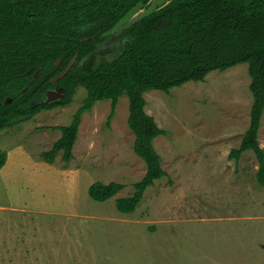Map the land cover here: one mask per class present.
Instances as JSON below:
<instances>
[{
    "label": "rangeland",
    "instance_id": "rangeland-1",
    "mask_svg": "<svg viewBox=\"0 0 264 264\" xmlns=\"http://www.w3.org/2000/svg\"><path fill=\"white\" fill-rule=\"evenodd\" d=\"M168 1L130 11L81 67L117 57L131 41L123 30ZM250 83L241 63L169 92L145 93L146 111L168 131L154 140L168 175L130 214L118 210L116 199L133 194L147 166L134 152L126 94L109 125L111 100L83 114L70 162L59 155L48 164L41 153L62 136L57 127L72 122L85 88L68 106L14 120L0 132V149L8 153L0 170V264H264L258 161L251 150L238 161L229 157L250 125ZM50 92L53 99L62 94ZM259 141L264 148V116ZM97 181L124 188L97 201L89 194Z\"/></svg>",
    "mask_w": 264,
    "mask_h": 264
},
{
    "label": "trees",
    "instance_id": "trees-1",
    "mask_svg": "<svg viewBox=\"0 0 264 264\" xmlns=\"http://www.w3.org/2000/svg\"><path fill=\"white\" fill-rule=\"evenodd\" d=\"M151 0H0V132L16 119L68 106L79 87L87 90L83 105L62 136L41 153L53 164L70 162L83 114L101 100H111L108 125L119 98L129 99L128 125L135 133L134 152L144 160V177L131 196L119 197L120 212L136 211L148 187L167 176L154 140L168 131L146 111L145 93L170 91L189 81H204L213 70L225 71L247 63L253 95L250 125L231 159L253 151L257 179L264 185V148L259 131L264 116V0H169L123 30L128 47L112 60L92 68L81 62L94 54L108 34L130 11ZM69 71L56 82L52 80ZM60 89L53 99L51 90ZM8 153L0 149V170ZM124 188L120 182L97 181L91 198L106 201Z\"/></svg>",
    "mask_w": 264,
    "mask_h": 264
},
{
    "label": "water",
    "instance_id": "water-1",
    "mask_svg": "<svg viewBox=\"0 0 264 264\" xmlns=\"http://www.w3.org/2000/svg\"><path fill=\"white\" fill-rule=\"evenodd\" d=\"M76 61V58L72 61L71 65L65 70L63 71L62 73H60L58 76H56L52 82H56L57 80H59L61 77H63L68 71L69 69L71 68V66L74 64V62Z\"/></svg>",
    "mask_w": 264,
    "mask_h": 264
},
{
    "label": "crops",
    "instance_id": "crops-1",
    "mask_svg": "<svg viewBox=\"0 0 264 264\" xmlns=\"http://www.w3.org/2000/svg\"><path fill=\"white\" fill-rule=\"evenodd\" d=\"M146 98H147V97H146ZM146 100H147V99H146ZM156 118H157V117H156ZM158 122H159V121H158ZM159 123H160V122H159ZM248 128H249V127H248ZM246 131H247V130H246ZM244 134H245V133H244ZM234 148H237V147H234ZM232 149H233V148H232ZM232 149H231V150H232ZM230 153H231V151H230ZM229 157H230V155H229ZM219 163L221 164V162H219V159H218V164H219ZM195 166H196V165H195ZM195 169H196V168H195ZM165 171H166V170H165ZM154 185H155V184H154Z\"/></svg>",
    "mask_w": 264,
    "mask_h": 264
}]
</instances>
